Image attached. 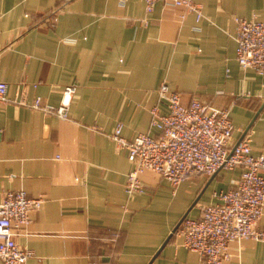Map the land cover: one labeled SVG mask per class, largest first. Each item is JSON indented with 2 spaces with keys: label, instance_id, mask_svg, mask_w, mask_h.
Returning <instances> with one entry per match:
<instances>
[{
  "label": "crops",
  "instance_id": "obj_1",
  "mask_svg": "<svg viewBox=\"0 0 264 264\" xmlns=\"http://www.w3.org/2000/svg\"><path fill=\"white\" fill-rule=\"evenodd\" d=\"M197 1L200 21L162 2L148 15L145 0H0V82L13 100L0 101V196L43 199L16 236L33 253L25 264H207L173 231L220 203L241 170L176 187L146 172L149 192L129 197L134 164L110 137L119 124L128 140L159 136L152 110L168 113L158 94L168 83L184 104L229 109L233 142L249 130L264 154V75L239 65L235 41L236 18L264 19V0ZM67 86V118L20 103L60 106ZM230 252L224 264H264V240Z\"/></svg>",
  "mask_w": 264,
  "mask_h": 264
},
{
  "label": "built area",
  "instance_id": "obj_2",
  "mask_svg": "<svg viewBox=\"0 0 264 264\" xmlns=\"http://www.w3.org/2000/svg\"><path fill=\"white\" fill-rule=\"evenodd\" d=\"M150 15L162 2L204 17L197 0H145ZM148 19L144 20L147 23ZM236 57L243 69H254L264 75V19L236 18ZM76 88L67 86L60 106L45 104L41 98L22 105L47 115L67 118ZM9 84L0 82V101L13 102L8 96ZM159 101L166 103L167 114L159 107L152 110V126L159 136L141 133L126 139L119 124L110 135L120 149L128 150L134 164L125 186L129 197L149 192L142 175L155 173L174 187L198 175L213 177L221 171L241 170L236 186L216 196L220 203L207 205L199 218H184L174 235L183 246L198 253L207 264H224L231 259L230 245L245 240H264L258 224L264 214V154L254 155L249 130L234 143L235 126L229 109H220L194 98L189 104L182 95L163 83ZM43 199L32 198L25 190L8 191L0 196V261L2 264H25L33 253L21 247L16 236L31 223V212L39 209Z\"/></svg>",
  "mask_w": 264,
  "mask_h": 264
},
{
  "label": "water",
  "instance_id": "obj_3",
  "mask_svg": "<svg viewBox=\"0 0 264 264\" xmlns=\"http://www.w3.org/2000/svg\"><path fill=\"white\" fill-rule=\"evenodd\" d=\"M212 178H214V176H213ZM182 220H183V219H182ZM180 223H181V222H180ZM180 223L177 225V227H176L175 230L173 231V234H174V233L176 232V230L178 229Z\"/></svg>",
  "mask_w": 264,
  "mask_h": 264
},
{
  "label": "rangeland",
  "instance_id": "obj_4",
  "mask_svg": "<svg viewBox=\"0 0 264 264\" xmlns=\"http://www.w3.org/2000/svg\"><path fill=\"white\" fill-rule=\"evenodd\" d=\"M198 176H205V175H198ZM205 177H207V176H205ZM214 177H216V176H214ZM211 178V177H210Z\"/></svg>",
  "mask_w": 264,
  "mask_h": 264
}]
</instances>
